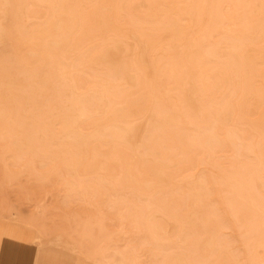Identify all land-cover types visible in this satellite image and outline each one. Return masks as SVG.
Listing matches in <instances>:
<instances>
[{"label": "rangeland", "instance_id": "1", "mask_svg": "<svg viewBox=\"0 0 264 264\" xmlns=\"http://www.w3.org/2000/svg\"><path fill=\"white\" fill-rule=\"evenodd\" d=\"M0 225L14 264H264V0H0Z\"/></svg>", "mask_w": 264, "mask_h": 264}, {"label": "crops", "instance_id": "2", "mask_svg": "<svg viewBox=\"0 0 264 264\" xmlns=\"http://www.w3.org/2000/svg\"><path fill=\"white\" fill-rule=\"evenodd\" d=\"M1 226V225H0ZM31 230H34V229H31ZM19 231L17 229H0V248L2 246V244H6L5 246H8V245H11V243H18V244H24V243H32L33 240L31 239H28L25 237V235H22L21 233H18ZM42 238L37 234L36 236V239H35V242L34 243H38V246L39 242H41ZM41 247H39V249L41 250ZM40 250H38V253H40ZM39 256V254H38ZM46 257L45 258H36V263L35 264H38L39 261H41L43 264H46L45 262L46 261H53V264H57L56 261L59 260V257L57 256V254H49L48 255H45ZM43 257V256H42ZM0 258L1 261H0V264H14L13 262V259L11 258V255H10V248L9 247H5V250H4V253L3 255L0 254ZM49 264V263H48Z\"/></svg>", "mask_w": 264, "mask_h": 264}, {"label": "bare ground", "instance_id": "3", "mask_svg": "<svg viewBox=\"0 0 264 264\" xmlns=\"http://www.w3.org/2000/svg\"><path fill=\"white\" fill-rule=\"evenodd\" d=\"M1 28H2V27H1ZM140 44H141V43H140ZM140 44H139V45H140ZM144 45H146V44H144ZM141 46H143V45L141 44ZM141 46H140V47H141ZM142 48L144 49V46H143ZM145 50H146V49H145ZM123 52H124V51H123ZM146 52H147V51H146ZM146 54H147V53H146ZM157 60H158V59H157ZM151 64H152V63H151ZM149 118H150V117H149ZM147 122H148V121H147ZM125 125H126V124H125ZM145 126H146V125H145ZM141 127H142V126H141ZM145 128H146V127H145ZM140 129H141V128H140ZM139 135H140V134H139ZM141 139H142V138H141ZM139 141H140V140H139ZM136 142H137V141H136ZM142 143H143V140H142ZM139 144H140V143H139ZM131 145H132V144H131ZM134 148H135V147H134ZM11 228H12V227H11ZM8 229H9V228H8ZM10 230H11V229H10Z\"/></svg>", "mask_w": 264, "mask_h": 264}]
</instances>
